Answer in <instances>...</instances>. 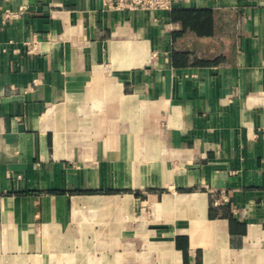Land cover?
<instances>
[{
    "label": "crops",
    "instance_id": "obj_1",
    "mask_svg": "<svg viewBox=\"0 0 264 264\" xmlns=\"http://www.w3.org/2000/svg\"><path fill=\"white\" fill-rule=\"evenodd\" d=\"M0 264H264V0H0Z\"/></svg>",
    "mask_w": 264,
    "mask_h": 264
},
{
    "label": "built area",
    "instance_id": "obj_2",
    "mask_svg": "<svg viewBox=\"0 0 264 264\" xmlns=\"http://www.w3.org/2000/svg\"><path fill=\"white\" fill-rule=\"evenodd\" d=\"M108 8L118 10L160 11L171 7V0H103ZM15 16L7 10L6 17Z\"/></svg>",
    "mask_w": 264,
    "mask_h": 264
}]
</instances>
